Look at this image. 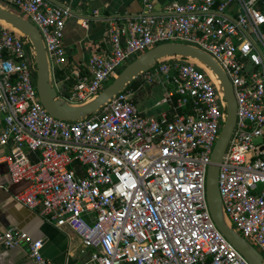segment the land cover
<instances>
[{"label":"built area","instance_id":"2783aa9c","mask_svg":"<svg viewBox=\"0 0 264 264\" xmlns=\"http://www.w3.org/2000/svg\"><path fill=\"white\" fill-rule=\"evenodd\" d=\"M0 4L40 31L58 96L73 105L94 99L124 64L158 44L183 42L211 54L238 104L219 171L226 219L264 256V0L173 1L110 19L88 65L71 75L64 43L71 6ZM147 74L167 92L162 102L169 107L157 114L141 111L127 88L86 118H57L39 97L30 39L0 20V147L11 146L0 162L13 182H28L16 199L77 231L84 264H251L217 227L207 197L212 152L227 118L220 83L181 55ZM22 243L33 264H47L42 239L18 227L0 234L4 246Z\"/></svg>","mask_w":264,"mask_h":264},{"label":"crops","instance_id":"0c3cea01","mask_svg":"<svg viewBox=\"0 0 264 264\" xmlns=\"http://www.w3.org/2000/svg\"><path fill=\"white\" fill-rule=\"evenodd\" d=\"M58 4L70 5L73 12L68 18L64 43L70 63L67 74L71 75L79 66L86 67L93 44L103 43L110 19H127L143 11H158L173 2L193 0H53ZM148 2V3H147ZM98 13H95V12ZM87 21L88 25L83 22ZM63 77L66 74L60 72ZM135 91V90H134ZM136 94V91H135ZM137 100V98H136ZM163 100V98H162ZM161 102L145 103L142 111L157 114ZM160 103V104H159ZM162 105V106H164ZM156 107V108H155ZM3 115L0 113V117ZM11 146L0 147V157L10 153ZM28 186L27 181L13 182L8 164L0 162V234L11 227H18L34 239L44 242L43 253L47 264H84L87 254L82 252V239L69 226L59 227L47 220L41 208L31 209L16 199V194ZM0 264H33L25 243L15 247L0 244Z\"/></svg>","mask_w":264,"mask_h":264},{"label":"water","instance_id":"95a60500","mask_svg":"<svg viewBox=\"0 0 264 264\" xmlns=\"http://www.w3.org/2000/svg\"><path fill=\"white\" fill-rule=\"evenodd\" d=\"M0 20L8 23L30 39L36 51V83L39 97L45 108L53 116L64 120L77 121L98 112L116 98L119 93L126 90L141 75L149 72L160 61L168 57L181 55L198 60L207 67L220 83L227 101V118L220 137L214 146L211 157L212 162L208 168L207 197L211 214L220 231L251 264H264V256L261 251L233 226L229 225L226 219L219 188V171L236 125L238 104L229 76L211 54L201 48L183 42L158 44L127 64L119 75L94 99L82 105H73L58 96L57 89L52 81L50 63L43 38L36 26L26 17L1 5Z\"/></svg>","mask_w":264,"mask_h":264},{"label":"rangeland","instance_id":"374dc122","mask_svg":"<svg viewBox=\"0 0 264 264\" xmlns=\"http://www.w3.org/2000/svg\"><path fill=\"white\" fill-rule=\"evenodd\" d=\"M1 5V4H0ZM135 59V58H134ZM133 59V60H134ZM132 60V61H133ZM131 61L127 62L126 64H124L122 66V69L129 64ZM121 69V70H122ZM146 75H148L147 73L141 75L135 82V85L133 87H131V89L136 91V98H137V105L139 106V109L142 111L145 103L150 102V99H152V101L155 102H161L162 98H164L167 95L166 90L159 84V83H150L148 81H146ZM114 79L108 80L105 87L111 83ZM160 104V103H159ZM164 104H161L159 106H157V108L159 107L160 109H163L166 106V104L164 106H162ZM156 108V107H155Z\"/></svg>","mask_w":264,"mask_h":264},{"label":"bare ground","instance_id":"6f19581e","mask_svg":"<svg viewBox=\"0 0 264 264\" xmlns=\"http://www.w3.org/2000/svg\"><path fill=\"white\" fill-rule=\"evenodd\" d=\"M193 61L194 62H196V63H198L200 66H202V67H204L206 70H207V72L215 79V80H217L216 78H215V76L213 75V73L208 69V68H206L201 62H199L198 60H195V59H193ZM218 81V80H217Z\"/></svg>","mask_w":264,"mask_h":264},{"label":"trees","instance_id":"16d2710c","mask_svg":"<svg viewBox=\"0 0 264 264\" xmlns=\"http://www.w3.org/2000/svg\"><path fill=\"white\" fill-rule=\"evenodd\" d=\"M135 82H136V80L132 84H130L127 88L133 87L135 85Z\"/></svg>","mask_w":264,"mask_h":264}]
</instances>
